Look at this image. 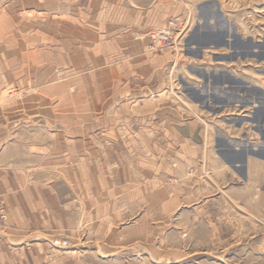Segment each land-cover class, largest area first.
<instances>
[{
  "label": "rangeland",
  "instance_id": "1",
  "mask_svg": "<svg viewBox=\"0 0 264 264\" xmlns=\"http://www.w3.org/2000/svg\"><path fill=\"white\" fill-rule=\"evenodd\" d=\"M119 2L146 14L137 39L162 63L146 128L129 113L119 128L70 127L82 119L70 109L83 82L66 78V49L52 48L31 22L48 8L55 19L65 1L0 0V42L8 43H0V171L45 181L65 213H77L70 229L52 230V264H264V0ZM15 16L25 19L22 47ZM162 29L167 47L154 39ZM166 118L200 121L199 152L178 157ZM80 167L99 188L90 199L105 201L97 215L70 182ZM0 214L1 236L9 217L1 199Z\"/></svg>",
  "mask_w": 264,
  "mask_h": 264
},
{
  "label": "crops",
  "instance_id": "2",
  "mask_svg": "<svg viewBox=\"0 0 264 264\" xmlns=\"http://www.w3.org/2000/svg\"><path fill=\"white\" fill-rule=\"evenodd\" d=\"M64 1L63 9L60 5L56 7L58 12L53 14L55 19H52V8H48L47 11L37 12L40 16L47 14V18L37 15L31 22H37L33 31H43L42 39L52 42V48L62 45L66 49V78L81 80L86 89L80 94V102L70 109L81 112L82 119L70 123V127L119 128L124 113H129V122H138L141 127H148L151 107L146 102L153 91L160 87L162 63L147 55L145 39H137L141 28H145L149 20L146 14L122 8L119 0ZM60 16H65V19H61L58 25L56 17ZM12 23L16 25L13 32L17 33L16 45L22 47L19 32L23 30L25 19L15 16ZM5 33L2 31V34ZM22 39L25 40L24 34ZM5 42L1 39L2 47L7 46ZM7 73L8 70L2 68L1 74L5 78ZM47 108L52 111V103ZM130 112L140 114V117L134 116L133 119ZM161 123L165 127H172L178 157H187L193 150L199 152L205 139L199 120L171 122L170 126L166 118ZM80 140L83 142V137ZM142 142L147 145L152 140L144 137ZM48 145L47 151L52 155V137ZM18 175L16 173L11 176L6 169L0 171V199L9 213L3 227L4 233L0 236V264H52V242L49 240L52 230L63 227L70 229L76 221L77 213H65L66 207L58 201L52 185L47 186L43 180L26 181L24 184L21 179L14 178ZM69 175L78 177L76 180L70 178V182L75 181L79 187L77 191L80 192L81 207L86 210L97 209L94 212L96 215L98 210L104 211V200L90 199V191L100 193L98 185L93 188L96 183L89 179L90 172L80 167L71 170ZM101 213L100 217L105 216V212ZM97 218L99 216L92 219ZM30 238L45 239L48 242L39 240L29 243Z\"/></svg>",
  "mask_w": 264,
  "mask_h": 264
},
{
  "label": "built area",
  "instance_id": "3",
  "mask_svg": "<svg viewBox=\"0 0 264 264\" xmlns=\"http://www.w3.org/2000/svg\"><path fill=\"white\" fill-rule=\"evenodd\" d=\"M155 41L158 45L162 47H167L170 45L169 36L167 34V30L162 29L161 31L157 32L154 36ZM4 216L0 214V222L3 220Z\"/></svg>",
  "mask_w": 264,
  "mask_h": 264
}]
</instances>
